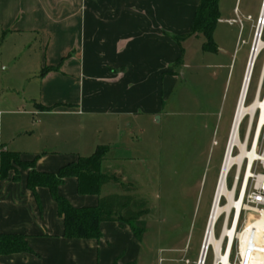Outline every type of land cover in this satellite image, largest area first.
<instances>
[{"label":"crops","instance_id":"0c3cea01","mask_svg":"<svg viewBox=\"0 0 264 264\" xmlns=\"http://www.w3.org/2000/svg\"><path fill=\"white\" fill-rule=\"evenodd\" d=\"M199 3L0 0L2 32L33 36L39 47L35 57L30 53L27 58V45L33 42L17 41L23 48L20 55L35 63L28 71L35 80L24 90L33 106L28 111L22 108L25 98L11 93L0 96V106L6 104L0 110V146L20 154L22 160H36L39 172L55 173L107 145L110 152L102 170L117 174L113 168L123 159L121 144L126 135L138 136V131L150 127L178 84L184 43L195 37L182 42L176 38L192 31ZM237 50L217 44V51L210 52L214 57L199 67L228 70L230 76ZM221 57L231 65L221 64ZM45 68L48 71L42 75ZM211 77L216 80L219 72L214 70ZM54 115L77 117L82 136L65 138L60 132L49 136L41 118ZM16 171L6 178L0 175V234L26 236L33 253L0 254V264H137L142 240L128 225L104 222L100 239L66 238L49 189L39 187L34 193L27 186L28 171ZM59 193L75 207H92L99 200L97 195L79 194L74 177L65 180Z\"/></svg>","mask_w":264,"mask_h":264},{"label":"rangeland","instance_id":"374dc122","mask_svg":"<svg viewBox=\"0 0 264 264\" xmlns=\"http://www.w3.org/2000/svg\"><path fill=\"white\" fill-rule=\"evenodd\" d=\"M261 4L262 0H220V20L213 37L216 45L238 49L230 76L228 70L199 67L214 54L203 49L205 41L202 37L187 40L184 65L177 66L179 81L168 96L164 111L153 117L154 123L150 122L145 131L137 132L139 137L127 134L121 144L123 159L113 169L125 183L133 185L136 201L149 210L144 217L146 233L137 264H187V261L199 264L226 138L250 45L258 31L256 19ZM248 16L253 20H248ZM20 39L33 42L31 47L27 45V58L30 53L35 57L39 47L34 44L33 36H11L0 28V96L11 93V96L25 98L26 105L22 108L29 111L33 105L24 90L35 80L28 76L35 63L20 55L23 49L17 43ZM263 58L262 54L254 68L248 104L254 98ZM220 63L231 65V61L222 57ZM214 70L219 72L216 80L211 77ZM5 105L2 104L0 110H4ZM41 120L49 136L53 137L56 132L65 138L82 136L77 117L54 115ZM246 123L242 127V138ZM214 140L218 141L217 146L213 144ZM20 160L27 162L21 157ZM13 165L17 171L20 169L15 163ZM234 174L235 170L229 176V187ZM113 194H122L118 184L110 183L102 190L103 196ZM221 225L222 221L216 226V237ZM213 263L211 248L206 264Z\"/></svg>","mask_w":264,"mask_h":264},{"label":"built area","instance_id":"2783aa9c","mask_svg":"<svg viewBox=\"0 0 264 264\" xmlns=\"http://www.w3.org/2000/svg\"><path fill=\"white\" fill-rule=\"evenodd\" d=\"M263 8L264 0L208 216L209 225L214 209H220L217 217V225L222 221L220 234L217 236L219 239L222 238L225 229H234L232 238L228 235L223 236L219 251L220 256L227 255L231 264H264V227L260 226L264 224V58L254 98L248 104L254 68L259 57L264 55V44L261 42L263 30L259 33V27H264V19L262 20L261 16ZM247 19L252 20L251 17ZM257 39L261 43L259 49L255 47ZM254 51L257 54V61L252 66L247 81ZM245 121L247 123L242 138L241 131ZM233 170H235L233 183L229 187L228 179ZM228 206H231L229 211L225 209ZM245 234L249 237L244 241L242 237ZM211 248L214 252L213 264H223L218 259L216 250L212 246ZM208 253L203 260L201 255L199 264H206Z\"/></svg>","mask_w":264,"mask_h":264},{"label":"trees","instance_id":"16d2710c","mask_svg":"<svg viewBox=\"0 0 264 264\" xmlns=\"http://www.w3.org/2000/svg\"><path fill=\"white\" fill-rule=\"evenodd\" d=\"M220 0H200L192 31L185 36L177 37L179 42L189 37H202L203 49L206 52H216L217 45L214 41V32L220 20ZM48 69L42 70V75ZM110 147L100 145L89 156L79 157L58 172H39L35 168L36 160L21 162L20 154L5 151L0 146V175L8 177L15 169L28 171L27 186L36 193L37 188L49 189L58 209L59 216L64 221V235L69 239H100L102 236L101 224L104 222H117L128 225L135 237L142 240L146 233L144 217L149 210L144 205H139L133 196V185L125 183L117 174L102 172V164L107 159ZM17 172V171H16ZM74 177L78 180V193L81 195H97V205L92 207H75L70 201L59 193V187L65 180ZM18 178V173L14 176ZM115 183L122 188V194L101 196L102 188ZM16 253H33L24 235L0 234V254L11 255ZM118 264V263H115Z\"/></svg>","mask_w":264,"mask_h":264},{"label":"bare ground","instance_id":"6f19581e","mask_svg":"<svg viewBox=\"0 0 264 264\" xmlns=\"http://www.w3.org/2000/svg\"><path fill=\"white\" fill-rule=\"evenodd\" d=\"M261 16H262V20H263L264 19V8L262 9V15ZM262 30L264 32V27L260 26L259 27V33ZM261 42L264 44V40L263 39H262ZM259 46H261V43L258 42V39H257L256 40V44H255V47H257L259 49ZM256 61H257V54L254 51L253 52V55L251 56V63H250V68H249L248 75H247V81L249 80V77L251 75L252 66L254 65V63ZM247 81H246L245 89L247 87ZM230 207L231 206H228L225 209L229 211ZM219 212H220V209H217V208L214 209V212L212 213V216H211L209 225L207 226V232H206V237H205V241H204L205 242V248L202 251V260L207 256V253L209 252V249L212 246L216 250V252H217L218 259H220V261L223 264H231L230 262H228L227 255L224 256V254H222L220 256L219 255V251L221 249V244H222L223 236L228 235L230 238H232L233 237V233H234V229H232V230L230 228L225 229L224 234H223V236H222L221 239H219L218 237H216V230L215 229H216V226H217V217H218ZM260 226L261 227H264V224H262ZM248 237L249 236L247 234H245L242 238L245 241V240L248 239ZM206 247H208L207 250H206Z\"/></svg>","mask_w":264,"mask_h":264},{"label":"water","instance_id":"95a60500","mask_svg":"<svg viewBox=\"0 0 264 264\" xmlns=\"http://www.w3.org/2000/svg\"><path fill=\"white\" fill-rule=\"evenodd\" d=\"M204 248H205V242H204L203 250H204ZM206 250H207V247H206Z\"/></svg>","mask_w":264,"mask_h":264}]
</instances>
